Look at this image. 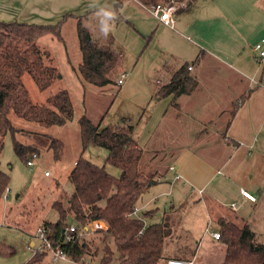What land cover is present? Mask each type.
<instances>
[{"label":"crops","instance_id":"crops-1","mask_svg":"<svg viewBox=\"0 0 264 264\" xmlns=\"http://www.w3.org/2000/svg\"><path fill=\"white\" fill-rule=\"evenodd\" d=\"M111 3L114 0H29L21 4L17 14L22 15L19 21L54 23L66 12H101L99 8ZM126 3L144 8L151 16L143 18L135 9L130 15L129 5L123 6V21L107 32L114 46L115 42L120 46H115L122 60L120 73L125 72L121 46L135 42L131 55L136 61L131 62L117 97H127L131 91L141 110L140 119L147 115L148 123L141 129L139 122L131 123L128 115L121 113L119 117L132 125L145 167L158 172L157 182L166 181L168 195L176 189L180 198L187 199L189 192H196L209 204L214 217L237 224L247 221L252 230L264 225V209H257L264 203V62L257 61L252 49L264 37V2L196 0L174 14L172 27L152 15L140 1ZM152 30L148 47L158 44L161 50L157 54L154 49L152 55L145 53L144 57L145 37ZM189 55L191 60H184ZM197 56L199 62L192 64ZM162 57L165 59L160 64ZM184 62L191 63L187 69L196 75L192 92L178 96V106L171 104L172 94L156 98L164 65L169 64L163 75L169 81L173 70ZM244 94L231 117L233 102ZM241 189L254 195L255 200L242 195ZM153 201L150 196L141 202L140 214L148 213L145 222L160 217L156 208L146 209ZM30 245L35 244L31 241ZM195 255L196 250L193 261Z\"/></svg>","mask_w":264,"mask_h":264},{"label":"trees","instance_id":"trees-1","mask_svg":"<svg viewBox=\"0 0 264 264\" xmlns=\"http://www.w3.org/2000/svg\"><path fill=\"white\" fill-rule=\"evenodd\" d=\"M125 1L114 0L112 8L97 9L104 14L107 22H116L121 19L120 9ZM138 1L149 7L168 0ZM185 1L187 8L196 0ZM88 14L66 12L54 23L0 20V151L8 132L12 134L14 150L23 161L35 151L34 147L23 145L14 138V133L22 129L13 124L12 114L42 126L64 125L73 118L74 105L66 89L50 92L45 103H39L30 98L23 80L24 74H27L39 90H45L58 78L59 72L49 52L38 45V40L49 34L63 41L61 27L69 17L76 19L80 52L76 72L80 80L100 87L118 85L115 74L122 62L119 51L109 38L103 42L94 38L85 23ZM199 60L197 56L191 63L196 64ZM191 63L184 62L173 70L169 81L157 87L155 97L163 98L172 94L171 104L178 106V96L189 95L197 83L196 75L187 69ZM245 97L246 94L233 102L231 117ZM76 120L82 151L69 172L73 190L65 200L51 201L50 206L57 211V219L41 220L37 230L41 227L50 240L51 248L64 251L71 261H85L92 252V243L90 239L78 236L65 241L67 220L71 218L72 223L80 226L101 219L107 224L103 233L111 237L113 248L109 243L103 246L100 264H112L114 259V264H158L161 257L165 256L164 241L171 234L173 225L165 212L160 215V220L150 222H145L147 212H141L140 217L130 215L139 196L157 181L158 176L156 170L145 168L143 151L133 136L132 125L122 118L118 123L100 127V122L92 121L85 113ZM23 131L31 133L29 130ZM48 136L53 156L57 158L61 143L52 135ZM90 143L106 150L105 161L119 167L118 176L107 172L105 164H96L82 155ZM140 167L148 169L149 173L143 172ZM8 184L9 175L0 168V203ZM25 212L23 209L22 213ZM29 217L30 210H27L25 219L29 220ZM216 223L219 236L215 240L224 245V257L218 264H264V239H258L247 221L237 224L218 217ZM39 248L41 250H34L25 264H36L49 251L42 246ZM181 255L165 257L188 260L192 256Z\"/></svg>","mask_w":264,"mask_h":264},{"label":"rangeland","instance_id":"rangeland-1","mask_svg":"<svg viewBox=\"0 0 264 264\" xmlns=\"http://www.w3.org/2000/svg\"><path fill=\"white\" fill-rule=\"evenodd\" d=\"M28 1L0 0V20H21L22 15L17 14L18 10L22 8L21 4ZM260 1L264 2V0ZM128 5L127 9H130V15L131 11L135 9L136 12L140 13L141 17H151L144 8L134 3H126L123 6ZM112 6L113 3L109 7H105L112 8ZM150 13L152 14L151 11ZM120 15V20L108 23L107 26L104 24L107 21L104 14L102 12H93L87 15L85 23L94 38L99 42H103L109 38L108 29L110 28L112 31L117 23L123 21L121 9ZM128 20L132 22V19ZM126 26L130 27V30L134 33L130 25ZM153 32L152 30L145 37V43L142 48L144 57L145 53L152 55V50L154 49L157 54L161 50V48H158V44H155L153 48L152 46L148 47V42ZM61 33L63 41L57 40L49 34L42 36L38 40V45L49 52V56L52 58L51 61L59 72L58 78L54 79L52 84L45 90H39L27 74H24L23 80L30 98L39 103H45L46 97L50 92L66 89L72 98L74 116L64 125L42 126L35 122L15 117L13 114L11 115L13 124L22 129L14 133V138L23 145L34 147L38 156L32 166H27L25 161L14 150L12 134L8 132L4 136L3 147L0 151V168L9 175V184L7 186L9 192L8 198L2 197V202L0 203V264H25L34 250H41L37 247L39 245L37 237L38 223L43 219L55 221L58 215L57 211L50 206L51 201L53 199L65 200L66 196L72 192L73 187L69 180V172L74 160L82 151L76 120L80 114L85 113L92 121L100 122V127L118 123L121 113L128 115L131 123L139 122V129L148 123L147 115H143L140 119L141 110L136 98L131 97V91H129L127 97H117V92H119L118 85L100 87L80 80L76 72L77 64L80 62V52L76 36L75 17H69L63 22ZM128 43L126 47L121 46L123 52H125L123 69L127 76L131 62L134 61L131 49L135 42L131 40ZM117 45L119 46V43L115 42L116 47ZM191 58L189 55L184 60L190 61ZM164 59L163 57L160 58L159 63L164 62ZM118 67L115 77L120 74ZM168 68L169 64H165L161 69L162 78L160 83H158L159 85L167 81L163 78V75L167 74ZM23 130H29L31 133ZM48 134L57 138L61 143V151L57 158H54L53 148L49 146ZM82 155L96 164H105V168L110 174L119 175L120 169L118 166L106 163V150L103 147L90 143ZM145 168L142 167L141 169L140 167L143 172L149 173L148 169ZM44 170H48L50 175L44 176ZM156 179L159 180L158 177ZM167 188L166 181H156L139 196L136 203V206L140 208L141 202L146 200L147 197H154V201L146 209L156 208L158 215L165 212L172 223V232L164 241L163 255H192L193 249L196 248L194 264H218L221 262L224 257V245L219 240L211 237V231L213 229L218 230V226L216 223L217 216L214 217L210 214L212 209L210 210L209 204L200 200L196 192H189L188 198L182 199L176 189L173 190L171 195H168ZM153 191L154 193L152 194ZM164 191L165 194H161ZM18 193H21L20 196L15 197ZM257 207L258 211L264 209L263 201ZM23 209L26 210L25 213H22ZM27 210H30L31 217H29V220L25 219ZM157 220H160V217ZM72 222V219L68 218L67 226ZM206 228L207 230H205ZM253 231L259 240L264 239V225L254 226ZM85 238L90 239L92 252L85 258L84 263L100 264L103 246L109 243L113 248L111 237L108 235L102 237L101 233H92L85 236ZM31 241L34 242V246L30 245ZM94 249L96 250L95 252H93ZM115 256L117 258L118 255L115 254ZM165 256L161 257L159 264H165ZM115 261L114 259L112 264ZM49 262L52 263V253L47 251L36 264H47ZM53 264H71V262L67 259H58Z\"/></svg>","mask_w":264,"mask_h":264},{"label":"built area","instance_id":"built-area-1","mask_svg":"<svg viewBox=\"0 0 264 264\" xmlns=\"http://www.w3.org/2000/svg\"><path fill=\"white\" fill-rule=\"evenodd\" d=\"M153 15H155L161 22L172 27L174 25V14L178 12L180 9L186 8V1L181 0H168L167 2H161L156 4L155 6L148 7ZM252 49L256 53V59L258 62H264V37L260 38L252 45ZM127 76L126 72H121L119 76L116 78V83L118 85L122 84ZM38 154L36 151L31 152L28 155L25 163L27 166H32L34 164L35 159ZM44 176H49L50 172L48 170H44ZM8 187L5 188L2 197L8 198ZM242 195L247 197L248 199L254 201L255 197L247 190L241 189ZM231 207L234 208V203H231ZM140 208L135 206L130 213L132 216L140 217L139 215ZM107 229V224L105 221L101 219H96L90 223L76 225L75 223H71L66 226L64 231V239L65 241H71L75 236L84 237L90 235L92 233H103ZM207 230V228L205 229ZM211 235L214 238H218L219 233L217 231H211ZM37 237L39 239V246L44 247L45 249H49L52 253V263L58 259H67L71 262V264H85L84 261H71L69 257L65 254L64 251L60 249L51 248V243L44 230L40 227L37 230ZM165 264H194L192 259H180V258H168L165 260Z\"/></svg>","mask_w":264,"mask_h":264},{"label":"water","instance_id":"water-1","mask_svg":"<svg viewBox=\"0 0 264 264\" xmlns=\"http://www.w3.org/2000/svg\"><path fill=\"white\" fill-rule=\"evenodd\" d=\"M15 197H17V195H15Z\"/></svg>","mask_w":264,"mask_h":264}]
</instances>
